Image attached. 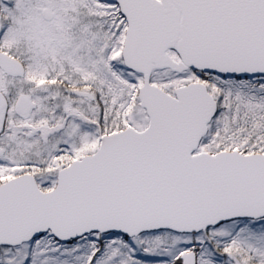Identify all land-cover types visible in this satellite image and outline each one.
<instances>
[{
  "label": "snow or ice",
  "instance_id": "1",
  "mask_svg": "<svg viewBox=\"0 0 264 264\" xmlns=\"http://www.w3.org/2000/svg\"><path fill=\"white\" fill-rule=\"evenodd\" d=\"M0 264H264V0H0Z\"/></svg>",
  "mask_w": 264,
  "mask_h": 264
}]
</instances>
